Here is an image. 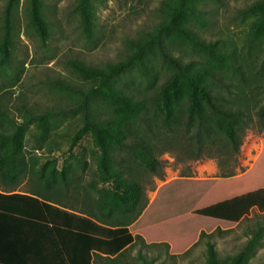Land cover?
Instances as JSON below:
<instances>
[{"label":"rangeland","instance_id":"374dc122","mask_svg":"<svg viewBox=\"0 0 264 264\" xmlns=\"http://www.w3.org/2000/svg\"><path fill=\"white\" fill-rule=\"evenodd\" d=\"M7 1L0 0V39ZM79 1L13 0L12 43L8 58L4 61L0 57V108L19 124L25 120L23 108L29 109L34 119L20 135L23 162L19 177L14 182L0 179V190L32 197L37 194L77 214L97 215L99 202L114 188L100 180L98 161L102 150L90 130L86 129L76 141L84 127L83 112H71L80 106V100L71 92L51 85L63 82L89 90L92 80L75 71L71 62L106 69L110 64L127 60L133 50L131 46L144 40L162 20L159 9L163 0H90L91 39L82 27ZM192 1L204 10L207 23L201 24L185 13L178 24L192 28L206 41L208 49L181 34L178 42H167V50L181 63L190 64L189 72L197 84L219 90L229 106L243 110L241 146L238 151L233 150L222 138L205 139L201 145L193 136L196 122L191 131H186L185 126H177L179 122L173 123L174 129H166L163 121L154 118L153 104L172 71L150 53L146 61L148 71L131 68L116 79L115 85L118 91L150 109L144 118L152 127L146 122L138 124L107 94L93 106L96 121L110 123L115 134H125L128 138L138 135L152 145L158 160L153 171L126 149L113 147L110 151L114 166L123 177L134 178L143 190L135 210L117 214L122 221H130L138 214L139 206L152 202L164 183L181 177L202 180L241 176L252 168L262 150L264 7L244 13L258 0H189ZM209 72L217 77L223 73L226 79L221 83L216 76L210 78ZM189 95L188 84L179 80L168 92V99L179 108L185 106ZM49 112L55 114L44 116ZM181 115L184 117L186 113ZM0 130L12 128L1 123ZM105 141L111 144L107 137ZM53 163H57L65 182L58 175L57 182L48 187L46 176ZM42 168L45 177L41 176ZM263 225L264 212L254 208L233 229L202 235L186 253L171 255L164 244L149 245L137 240L121 261L122 264H144L145 259L156 264H209V244L215 246L221 260L230 261L245 250L254 232ZM244 264H264V236Z\"/></svg>","mask_w":264,"mask_h":264},{"label":"trees","instance_id":"16d2710c","mask_svg":"<svg viewBox=\"0 0 264 264\" xmlns=\"http://www.w3.org/2000/svg\"><path fill=\"white\" fill-rule=\"evenodd\" d=\"M89 2L90 0H80L78 12L83 30L91 39L93 30L89 17ZM13 6V0H8L4 12L0 39V57L4 61L8 58V49L12 43ZM263 7L264 0H258L247 7L244 13L246 11L254 13ZM159 11L162 20L144 40L131 46L133 50L127 60L110 64L106 69L71 62V67L75 71L92 80L93 86L89 90L83 91L63 82H54L51 85L58 90L71 92L80 100V106L71 112L72 114L83 112L84 127L77 134L76 141L86 129L90 130L102 150L98 161L100 180L114 185V188L99 202L97 208L99 214L92 213L83 217L37 194L36 197L0 194V264L13 262L14 258L10 261L7 255L10 251L12 257H16L21 251L25 252V257L36 254L37 258L40 257L38 264H93V258L98 254H92V251L109 256L117 255L112 260L117 263L127 252V249H124L128 245H133L135 240H142L149 245L164 244L171 255H178L186 253L202 235L233 229L254 208L264 212L263 143L261 153L252 168L241 176L202 180L176 178L161 185L153 201L139 206L138 214L130 221H122L117 215L119 212L129 213L135 210L140 205L143 190L140 182L134 178L123 177V173L114 166L115 159L110 151L113 147L126 149L136 160L153 171L158 167V160L153 154L152 145L138 135H133L132 138L125 134L118 135L113 132L107 121H96L92 115L93 106L107 94L117 107L129 112L138 124L146 122L152 127L144 118L149 115L150 109L145 107L144 103L118 91L115 85L116 79L129 72L131 68L138 67L148 71L146 61L150 53L160 58L172 71L153 104L154 118L163 121L166 129H174L173 123L179 122L177 126H185L186 131H191L196 122L193 136L201 145L205 139L222 138L227 147L233 150L238 151L241 146L239 131L242 128L243 110L229 106L219 90L210 85L197 84L194 75L189 72L190 64L181 63L166 47L167 42L176 43L183 34L189 41L208 49L206 41L192 28L178 24L185 13L201 24H206L204 10L189 0H163ZM173 30L174 33H171ZM208 76L214 78L216 74L209 72ZM216 78L221 83L226 79L223 73ZM179 80L185 81L190 89L185 106H179L182 110H178V106L173 105L168 99V92L175 88ZM21 111L25 118L23 124H19L0 108V124L6 123L12 128L11 131L0 130V179L8 182H14L19 177L23 162L20 135L34 119L29 109L23 108ZM61 113L63 112L57 114H65ZM182 113L186 115L183 117ZM54 114L49 112L44 116ZM106 137L111 140V144L106 143ZM42 169L41 176L45 177L44 168ZM58 175L65 182V176L59 172L57 163H53L46 176L48 187L57 182ZM3 210L7 213H3ZM98 222L105 226L99 225ZM49 225H53L54 229H48ZM61 226L76 230L75 237L73 239L67 237L65 240L62 236L63 230L59 229ZM54 231L63 237L62 241L60 237L58 240L54 237ZM35 234L37 236L42 234L41 243L37 242ZM33 235L35 240L32 239ZM6 236L8 240L3 243L5 239L2 238ZM263 236L264 225L259 226L254 232L245 250L230 261L221 260L215 246L209 244L208 263L244 264ZM144 264L156 263L154 260L145 259Z\"/></svg>","mask_w":264,"mask_h":264},{"label":"crops","instance_id":"0c3cea01","mask_svg":"<svg viewBox=\"0 0 264 264\" xmlns=\"http://www.w3.org/2000/svg\"><path fill=\"white\" fill-rule=\"evenodd\" d=\"M0 194H2V195H6V196H9V195H12L13 193H7V192H4V190H0ZM15 194V193H14ZM3 213H7V212H5L4 210L2 211ZM83 217L85 216V215H82ZM98 224L99 225H101V226H105L104 224H102V223H100V222H98ZM48 227V229H54V227H53V225H49V226H47ZM4 229H5V227H4ZM39 229H40V227H39ZM43 229H44V227H43ZM59 229H61V230H63V232H62V236L65 238V240H66V238L67 237H70L71 239H73V237H75V235L74 234H76L77 233V231L76 230H70V229H67L66 227H64V226H61V227H59ZM45 230H47L46 228H45ZM39 233V232H38ZM68 233V234H67ZM35 237H36V239H37V242H39V243H41L42 242V234L41 235H39V236H37L36 234H35ZM35 237H34V235H33V237H32V239L33 240H35ZM54 237H56L57 238V240H58V238L60 237L61 239V241H62V238L63 237H61V235L59 236L58 235V233L57 232H55L54 231ZM27 238H29V237H27ZM4 241H3V243H6L7 242V236L5 237V238H2ZM2 239H1V241H2ZM22 240H23V238H21ZM26 239V238H25ZM70 239V240H71ZM59 240V241H60ZM60 241V242H61ZM135 242H136V240H135ZM134 242V243H135ZM133 243V244H134ZM132 247V245H128L124 250H126L127 249V251H129V249ZM92 254H98V256L96 257V256H94V258H93V261L94 262H96V264H122V258L120 259V262L118 261L117 263H114V262H112V260H114L116 257H117V255H115V256H109V255H107V254H104V253H101V252H97V251H92ZM7 255H9V258H10V261H11V258L13 259V262L12 263H10L9 262V264H38V263H40L39 262V258H37V256H36V254H30V255H28L27 257H25V252L23 253V251H21V252H19L18 254H17V256L15 257H12V253H11V251L10 252H7ZM129 256V255H128ZM51 262V261H50ZM93 262V264H95Z\"/></svg>","mask_w":264,"mask_h":264}]
</instances>
